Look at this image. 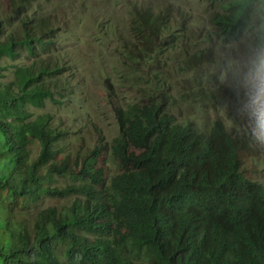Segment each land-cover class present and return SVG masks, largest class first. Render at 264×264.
<instances>
[{
  "label": "trees",
  "instance_id": "obj_1",
  "mask_svg": "<svg viewBox=\"0 0 264 264\" xmlns=\"http://www.w3.org/2000/svg\"><path fill=\"white\" fill-rule=\"evenodd\" d=\"M38 1L0 0V264H264V183L212 185L206 175L217 164L235 167L232 143L238 138L222 129L192 159L182 152L199 144L184 143L183 125L170 114L155 118L146 105L131 110L127 104L115 108L123 130L113 153L124 171L111 179L110 189L96 166L99 148L59 157L70 131L45 108L63 104L65 90L76 92L81 73L62 54L66 47L57 51L67 32ZM116 30L112 25L102 33ZM187 32L174 29L168 15L157 16L145 32L136 29L141 42L128 64L134 72L129 81L139 79L134 64L147 54L170 56V42L185 52ZM21 56L28 61L14 64L8 76L2 61ZM132 146L146 149L136 154ZM59 174L70 177L58 190L72 197L70 203L30 212L57 192L52 184ZM202 191L205 203L197 211L175 225L157 224L153 197L172 208L191 204ZM113 220L124 222L125 231L114 232ZM130 244L134 256L127 252Z\"/></svg>",
  "mask_w": 264,
  "mask_h": 264
},
{
  "label": "clouds",
  "instance_id": "obj_2",
  "mask_svg": "<svg viewBox=\"0 0 264 264\" xmlns=\"http://www.w3.org/2000/svg\"><path fill=\"white\" fill-rule=\"evenodd\" d=\"M123 1L114 0L120 12L114 11L110 4L104 9L85 5V16L90 19L89 24L85 21L86 37L91 41L94 39L100 47L98 55H102V51L107 59L112 58L110 66L114 72L105 79L110 87L108 94L116 89L123 95L133 93L130 102L124 100V105L120 103L118 106L133 104L131 110H134L136 105L141 109L146 105L154 111L155 118L158 114H170L186 131L184 143L199 144L194 150L182 152L192 159L216 130L222 129L226 135L238 138L232 143L231 158H234L235 167L217 164L211 168L206 175L211 177L212 185L222 186L230 181H241L242 185L249 181L264 183V0H221L218 8V0ZM38 2L44 4V0ZM199 3L202 5L197 9ZM216 14L218 18L214 21ZM167 15L174 29L185 27L188 30L189 45L182 47L186 48L185 52L178 43L170 42L166 48L172 52L170 56L167 53L162 57L159 53L147 54L134 64L139 79L129 81L134 72L128 64L141 42L136 29L145 32L157 16ZM112 25L117 26L116 32L102 33ZM95 30L98 32L93 33ZM76 34L85 39L73 29L67 32L65 43L68 44ZM57 38L60 39V35ZM77 49L75 46L74 51ZM69 61L72 69L78 67L79 62L73 56ZM241 139L245 141L244 150H241ZM114 140L110 154L119 169L110 180L106 179L107 189L113 186L111 179L124 171L113 153ZM145 149L130 148L136 154ZM101 151L102 148L97 149V159ZM104 177L108 176L104 173ZM201 194L203 191L191 204L184 201L180 207L172 208L166 206L162 197H153L157 224L171 221L175 225L183 215L197 211L200 203H205ZM110 227L121 233L126 225L113 220ZM132 247L130 244L127 252L134 256L130 253Z\"/></svg>",
  "mask_w": 264,
  "mask_h": 264
},
{
  "label": "rangeland",
  "instance_id": "obj_3",
  "mask_svg": "<svg viewBox=\"0 0 264 264\" xmlns=\"http://www.w3.org/2000/svg\"><path fill=\"white\" fill-rule=\"evenodd\" d=\"M122 2L124 3L123 0ZM86 4L102 9L110 4L114 11L120 12L116 9L114 0H44L43 14L50 16L51 19L57 18L61 32L75 29L76 33H81L82 37L85 36V39H80L78 34L73 35L68 44L63 45L67 51H62V54L67 58L73 56L79 62L78 67L82 69L80 72L82 79L80 76L78 79H74L76 92L71 93L69 90H65L63 104H49L45 110L57 113V122L61 126L68 127L70 131L64 143V149L60 151V156L66 151L73 154L81 150L86 154L90 151L93 152L96 147L102 148L97 159L99 163L96 166L103 169L105 175L108 176L107 180H110L111 176L117 173L119 169H116V164L112 160L110 148L114 138L122 130L115 108L120 103L124 105V100L126 103L130 102V95L132 96L133 93L123 95L116 89L113 91L114 93L108 94L110 87L107 86L105 79L114 72L110 66L112 58L107 59L102 51V55H98L100 47L94 39L91 41L90 37H86L88 31L86 25L90 22V19L85 16ZM75 46L78 48L77 52L74 51ZM23 58L24 56L18 59L5 58L2 64H7L9 67L3 71L11 76L14 64L28 61L27 58ZM116 75L117 73H115ZM6 79L4 78V80ZM33 146L36 150V145ZM257 175L260 173L257 172ZM69 180L70 177L66 178L65 174L56 175L52 185L55 186L57 192L53 191L37 207L32 206L29 209L30 212L47 207V205H57L60 208L66 202L67 204L70 203L68 201L72 199L71 196L62 195L58 192L59 188ZM166 222L164 223L166 224Z\"/></svg>",
  "mask_w": 264,
  "mask_h": 264
}]
</instances>
